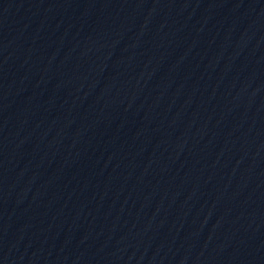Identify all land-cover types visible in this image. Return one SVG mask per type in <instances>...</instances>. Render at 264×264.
Segmentation results:
<instances>
[{
	"label": "water",
	"instance_id": "water-1",
	"mask_svg": "<svg viewBox=\"0 0 264 264\" xmlns=\"http://www.w3.org/2000/svg\"><path fill=\"white\" fill-rule=\"evenodd\" d=\"M0 264H264V0H0Z\"/></svg>",
	"mask_w": 264,
	"mask_h": 264
}]
</instances>
